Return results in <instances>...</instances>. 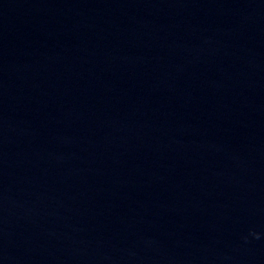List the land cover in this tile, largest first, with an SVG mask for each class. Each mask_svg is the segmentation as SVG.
Segmentation results:
<instances>
[{"label": "water", "instance_id": "water-1", "mask_svg": "<svg viewBox=\"0 0 264 264\" xmlns=\"http://www.w3.org/2000/svg\"><path fill=\"white\" fill-rule=\"evenodd\" d=\"M0 264H264V0H0Z\"/></svg>", "mask_w": 264, "mask_h": 264}]
</instances>
